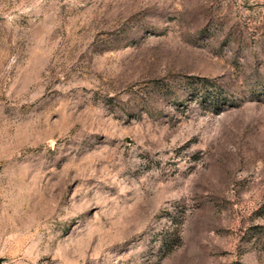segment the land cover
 Here are the masks:
<instances>
[{
	"label": "rangeland",
	"instance_id": "374dc122",
	"mask_svg": "<svg viewBox=\"0 0 264 264\" xmlns=\"http://www.w3.org/2000/svg\"><path fill=\"white\" fill-rule=\"evenodd\" d=\"M0 264H264V0H0Z\"/></svg>",
	"mask_w": 264,
	"mask_h": 264
}]
</instances>
